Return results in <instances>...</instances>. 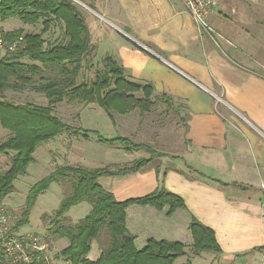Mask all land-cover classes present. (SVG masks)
I'll return each mask as SVG.
<instances>
[{
    "label": "crops",
    "instance_id": "crops-1",
    "mask_svg": "<svg viewBox=\"0 0 264 264\" xmlns=\"http://www.w3.org/2000/svg\"><path fill=\"white\" fill-rule=\"evenodd\" d=\"M241 4L253 7L246 0L233 1L226 8L231 17L210 13L214 33L200 29L179 0H102L99 5L110 17L108 25L80 12L97 56L112 57L129 82L151 85L158 101L177 111L174 127L163 124L162 118L157 125L150 112L132 126L137 127L134 133L150 129L144 133L149 144H141L165 157L155 158L137 173L99 180L123 202L154 192L157 169L167 170L164 186L184 200L187 210L167 217L165 210L131 206L127 228L139 249L150 238L191 246L189 225L194 217L214 231L223 264H264V21L236 15ZM236 17L239 23L233 22ZM87 106L80 115L82 129L109 139L124 137L115 116L113 123L103 109ZM75 143L107 149L101 153L109 156L105 162L81 158L79 165L84 162L89 169L150 157L144 150L127 151L92 138ZM176 216L179 223H174ZM154 221L149 232L148 223ZM179 263L185 264L183 258Z\"/></svg>",
    "mask_w": 264,
    "mask_h": 264
},
{
    "label": "trees",
    "instance_id": "trees-1",
    "mask_svg": "<svg viewBox=\"0 0 264 264\" xmlns=\"http://www.w3.org/2000/svg\"><path fill=\"white\" fill-rule=\"evenodd\" d=\"M0 17L3 21L17 17L28 25L43 21L44 26L40 34L26 35L22 30L4 33L11 41L25 35L27 47L0 58V125L9 132L6 140L0 143V154L12 153L8 169L0 172V208L5 197L14 192L15 181L26 175L35 162L36 150L64 133L85 140L95 137L104 145L122 146L127 151L144 150L150 155L124 166L58 168L29 191L26 212L11 227V231L18 232L21 226L28 223L38 197L53 183L69 181L71 192L54 212L55 218L51 223L52 236L69 242V246L60 252L62 261L67 264H176L179 259L187 257L185 264H192L193 260L188 258L186 245L182 242L150 238L139 249L136 237L127 228V210L134 205L150 206L158 211L167 209V217L178 210H187L184 200L165 188L167 170L157 169L158 187L154 192L123 202L116 200L99 183L102 178L137 173L155 158L165 155L125 137L109 139L98 132L69 127L54 114L56 104L65 99L69 102L78 100L97 103L115 123L116 113L124 115L135 109H139L141 115L151 112L153 98H159L155 96L153 87L129 82L123 67L108 55L101 58L100 66H96L94 80L88 85L77 84V78L88 65L94 48L89 28L72 0H0ZM53 21L63 26L65 40L46 46L44 35L49 32ZM91 66L94 67L93 64ZM26 88L43 94L49 102L48 106L17 105L4 96L7 91L22 92ZM187 169L189 174L202 178L194 169ZM82 203L88 204L90 211L77 223H71L67 213ZM189 230L193 238L191 254L198 256L203 252H214L222 255L213 230L194 217ZM0 262H7L1 242Z\"/></svg>",
    "mask_w": 264,
    "mask_h": 264
},
{
    "label": "rangeland",
    "instance_id": "rangeland-1",
    "mask_svg": "<svg viewBox=\"0 0 264 264\" xmlns=\"http://www.w3.org/2000/svg\"><path fill=\"white\" fill-rule=\"evenodd\" d=\"M76 1L77 3H75V6L81 13L83 14L88 13L89 16L93 17L95 21H97L98 23H102L103 25H108V20L110 19V17L103 12V9L99 5V2L102 0H76ZM222 1L216 8L212 9L211 12L216 13L217 15L218 13L221 12L222 14L231 17L229 14L230 9L229 10L226 9L228 8L227 4L231 5L233 4V1H235L236 3L245 0H224L223 2ZM246 1L249 5H253V7L247 6L245 4H241L238 6L236 15L247 17L250 20H253V17L257 16L259 19H261V20L258 19V21L261 22L264 21V0H246ZM238 21L241 20L238 19V17H236V19H234L233 22H238ZM246 24L247 26L251 25V23L248 22ZM261 25H263L262 30L264 32V24ZM43 28H44L43 21H40L35 25H28L23 23L17 17L9 18L5 21L1 20L0 17V31L3 33L16 32L22 30L23 34L26 35L40 34ZM91 28L92 30H94V26L91 25ZM246 29L248 31V27ZM211 33H214V30ZM254 33L258 35L257 31H254ZM44 40L46 42V46L49 45L54 46L60 42H63L65 40L63 26L60 23L53 21L49 32H47L44 35ZM100 60L101 57H98L95 51L94 52L92 51L91 55L88 58V65L83 68L81 74L77 78L78 85H88L90 81L94 80L95 68L96 66L101 65ZM25 61L30 62L28 59H25ZM91 64H93L94 67H92ZM36 79L38 80V78ZM4 96L9 102H12L17 105L33 104L40 107H47L49 104L47 98L43 94L37 92L36 90H33L32 88H26V90H23L22 92L7 91L4 94ZM161 100L158 101L155 99L154 101L153 98L154 105L152 107V111L150 112L151 118H155L157 125L161 121L160 118H162V120L164 121L163 124H169L168 126L170 128L174 127L175 122L178 119L177 115L175 114L177 111H172V109H170L168 106L165 108L164 100L162 101ZM83 106L99 109L97 111L100 112L102 111V109L98 106L97 103L88 104V103L79 102L78 100L74 102H69L67 101V99H65L61 103L56 104L54 106V114L57 117H59L69 127L82 129L81 126L79 125H80V115L84 111ZM174 110L176 109L174 108ZM137 115H139V117ZM114 116L117 118L118 123L122 127V130L121 129L119 130L120 135L127 137L128 139L130 138V140H132L136 144H141V142H143L147 138V137L145 138L144 133H151L150 129H146L143 131L142 128H139L138 133H134L137 127H132V126L135 123L137 124L139 120L141 122L144 121V118H142L144 116L140 114L139 109L130 110L129 113L124 115L116 113L114 114ZM8 136H9V132L4 130L0 125V143L4 142ZM72 138L74 139L73 141L74 145L72 142H70V139ZM91 138L96 142L95 137H91ZM56 139L59 140L58 141L53 140L52 142L41 145L36 150L34 154L35 162L32 163V165H30L26 175L20 176L15 181L14 192L9 196L5 197L2 207L8 212L11 227H13L15 223L26 212V208H27L26 199L32 187L41 180L48 177L58 168H62V167L86 168L84 166H89V164L85 165L84 162L82 165H79L82 162L81 158L93 159L96 160L98 163H100L101 161L105 162V159L107 160V158L109 159L108 155L101 154L104 153V150L107 151V149L103 146H99L97 149L96 148L86 149V148H82L79 145H76L75 143L76 141L78 142L85 140L82 137H78V138L71 137V135L64 133L63 135L59 136ZM146 141H144L143 143H145ZM146 144L149 143L146 142ZM71 154L74 155V159H72ZM11 155L12 153H10L9 155L0 154V172L8 169L10 165ZM82 155L84 157H82ZM106 166L108 165H104L103 167L100 168H104ZM70 192H71V185L69 181L53 183L46 192H44L42 195L38 197L34 207L30 211L28 223L21 226L20 229L18 230V233L21 234L32 233L40 237L41 240L47 244L50 252L52 253L54 264H67L66 262L62 261L60 252L69 246V242L62 239L61 240L56 239L52 236L51 231L53 230V228H51V223L55 218L54 212L60 208L61 202L66 196H68ZM89 211H90V206L86 203H82L71 208L70 211L67 213V217L69 218L71 223H77L78 221L83 219L88 214ZM165 211H167V209H165ZM178 219H179L178 216L174 217V223H176ZM155 223H156L155 221L152 223H148L149 232H153ZM137 245H139L138 242ZM191 248L192 246H186L185 248L186 252L189 255L188 258H191L192 260L200 259V262L205 264H208L209 262H211V264H223L220 255L214 252H203L202 254L197 256L191 254L192 252ZM186 262H187V257H184L183 263ZM192 263L198 264L196 261L195 262L192 261ZM0 264H9V263L0 262Z\"/></svg>",
    "mask_w": 264,
    "mask_h": 264
},
{
    "label": "built area",
    "instance_id": "built-area-1",
    "mask_svg": "<svg viewBox=\"0 0 264 264\" xmlns=\"http://www.w3.org/2000/svg\"><path fill=\"white\" fill-rule=\"evenodd\" d=\"M77 3L76 0H72ZM184 4L196 25L208 32H213L208 23L212 9L216 8L222 0H179ZM27 47L25 35L14 40L6 39L0 31V58L10 56ZM8 212L0 208V242L3 254L9 264H54L52 253L47 244L35 234H21L12 232Z\"/></svg>",
    "mask_w": 264,
    "mask_h": 264
}]
</instances>
